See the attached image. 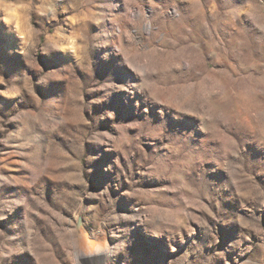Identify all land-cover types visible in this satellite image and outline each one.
<instances>
[{
  "label": "rangeland",
  "instance_id": "1",
  "mask_svg": "<svg viewBox=\"0 0 264 264\" xmlns=\"http://www.w3.org/2000/svg\"><path fill=\"white\" fill-rule=\"evenodd\" d=\"M24 2L0 20V264H264V0Z\"/></svg>",
  "mask_w": 264,
  "mask_h": 264
},
{
  "label": "clouds",
  "instance_id": "2",
  "mask_svg": "<svg viewBox=\"0 0 264 264\" xmlns=\"http://www.w3.org/2000/svg\"><path fill=\"white\" fill-rule=\"evenodd\" d=\"M27 10V4L24 0H14V2L7 5V7L0 8V20L5 24H11L19 27L20 24L26 20L24 13Z\"/></svg>",
  "mask_w": 264,
  "mask_h": 264
},
{
  "label": "bare ground",
  "instance_id": "3",
  "mask_svg": "<svg viewBox=\"0 0 264 264\" xmlns=\"http://www.w3.org/2000/svg\"><path fill=\"white\" fill-rule=\"evenodd\" d=\"M82 229L84 230L83 226H82ZM78 240L80 241L81 244H86V246L88 248H90L86 242L81 241L79 238H78ZM97 250H99V249H97ZM97 250H92V251L90 250V251L93 252V251H97ZM99 251H101V250H99ZM83 260L87 264H102L104 262V255H103V253H97V252L96 253L94 252V253H91L88 255L83 254Z\"/></svg>",
  "mask_w": 264,
  "mask_h": 264
},
{
  "label": "water",
  "instance_id": "4",
  "mask_svg": "<svg viewBox=\"0 0 264 264\" xmlns=\"http://www.w3.org/2000/svg\"><path fill=\"white\" fill-rule=\"evenodd\" d=\"M77 230H78V238H79L81 241L86 242L87 245H88L90 248H94V247L99 246V244H95L94 242H92L91 240H89V239L87 238V232H86L85 230L82 229V224H81V221H80V220L78 221ZM100 247H101V245H100Z\"/></svg>",
  "mask_w": 264,
  "mask_h": 264
}]
</instances>
